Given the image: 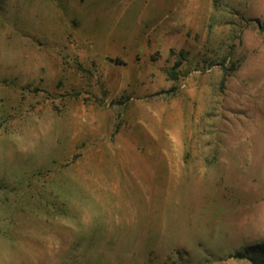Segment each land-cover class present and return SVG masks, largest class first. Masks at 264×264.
Returning <instances> with one entry per match:
<instances>
[{"label":"rangeland","instance_id":"obj_1","mask_svg":"<svg viewBox=\"0 0 264 264\" xmlns=\"http://www.w3.org/2000/svg\"><path fill=\"white\" fill-rule=\"evenodd\" d=\"M252 260L264 0H0V264Z\"/></svg>","mask_w":264,"mask_h":264},{"label":"trees","instance_id":"obj_2","mask_svg":"<svg viewBox=\"0 0 264 264\" xmlns=\"http://www.w3.org/2000/svg\"><path fill=\"white\" fill-rule=\"evenodd\" d=\"M179 54H180L181 56H184L185 51H183V50H179ZM237 66H238L237 63H236V64L233 63L230 67H228V66H226V65H223V70H224L223 77H222V82H223V83L225 82V80H226L227 76L230 74V72L233 71V70H235V69L237 68ZM169 73H170V77H171V78H176V72L174 71V68L171 69V70L169 71ZM231 256H232V257H235V258H244V257L246 256V254H245V253H241V252H235V253H233ZM252 262H253L254 264H264V262H262V261H257V260H252Z\"/></svg>","mask_w":264,"mask_h":264}]
</instances>
